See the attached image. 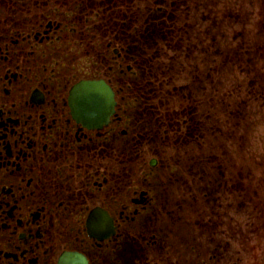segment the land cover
Returning a JSON list of instances; mask_svg holds the SVG:
<instances>
[{
  "label": "flooded vegetation",
  "instance_id": "af4514ba",
  "mask_svg": "<svg viewBox=\"0 0 264 264\" xmlns=\"http://www.w3.org/2000/svg\"><path fill=\"white\" fill-rule=\"evenodd\" d=\"M133 1L0 0V264H242L230 244L246 226L232 236L227 225L216 245L213 199L205 209L158 181L166 170L153 143L181 140V114L154 118L149 83H136L149 52L136 53L147 42L126 27ZM99 80L116 105L92 127L70 97ZM184 115L201 148L200 116Z\"/></svg>",
  "mask_w": 264,
  "mask_h": 264
},
{
  "label": "rangeland",
  "instance_id": "374dc122",
  "mask_svg": "<svg viewBox=\"0 0 264 264\" xmlns=\"http://www.w3.org/2000/svg\"><path fill=\"white\" fill-rule=\"evenodd\" d=\"M128 12L129 32L147 42L136 53L149 52L136 83H149L143 94L156 106L154 118L179 110L183 122L179 142L153 143L166 170L158 181L176 189L172 197L204 199L205 209L213 199L216 245L229 240L227 225L232 236L246 226V242L231 237V262L256 264L264 247V39L256 0H134ZM192 110L201 148L182 117Z\"/></svg>",
  "mask_w": 264,
  "mask_h": 264
},
{
  "label": "water",
  "instance_id": "95a60500",
  "mask_svg": "<svg viewBox=\"0 0 264 264\" xmlns=\"http://www.w3.org/2000/svg\"><path fill=\"white\" fill-rule=\"evenodd\" d=\"M71 103L76 116L92 127L106 123L115 107L111 89L104 82L97 81L77 85L72 92Z\"/></svg>",
  "mask_w": 264,
  "mask_h": 264
}]
</instances>
